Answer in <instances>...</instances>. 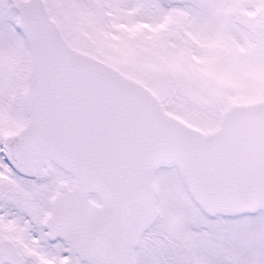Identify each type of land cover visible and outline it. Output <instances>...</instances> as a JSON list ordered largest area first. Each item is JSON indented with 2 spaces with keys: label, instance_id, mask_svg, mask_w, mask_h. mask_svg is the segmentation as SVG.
I'll use <instances>...</instances> for the list:
<instances>
[{
  "label": "snow or ice",
  "instance_id": "6c2138e0",
  "mask_svg": "<svg viewBox=\"0 0 264 264\" xmlns=\"http://www.w3.org/2000/svg\"><path fill=\"white\" fill-rule=\"evenodd\" d=\"M0 264H264V0H0Z\"/></svg>",
  "mask_w": 264,
  "mask_h": 264
}]
</instances>
